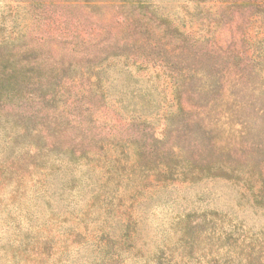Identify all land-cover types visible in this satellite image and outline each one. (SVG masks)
Listing matches in <instances>:
<instances>
[{
    "label": "rangeland",
    "instance_id": "rangeland-1",
    "mask_svg": "<svg viewBox=\"0 0 264 264\" xmlns=\"http://www.w3.org/2000/svg\"><path fill=\"white\" fill-rule=\"evenodd\" d=\"M0 264H264V0H0Z\"/></svg>",
    "mask_w": 264,
    "mask_h": 264
},
{
    "label": "trees",
    "instance_id": "trees-1",
    "mask_svg": "<svg viewBox=\"0 0 264 264\" xmlns=\"http://www.w3.org/2000/svg\"><path fill=\"white\" fill-rule=\"evenodd\" d=\"M13 76L15 75H11L10 78L6 81V82H9V84H4V82L0 79V102L1 100H5V99H10L12 98L10 95H4V93L1 91V90H4V87L8 86V87H12V89H14V86L13 84H17V78H15L14 80L12 79Z\"/></svg>",
    "mask_w": 264,
    "mask_h": 264
}]
</instances>
